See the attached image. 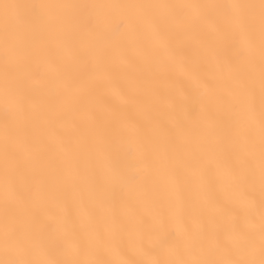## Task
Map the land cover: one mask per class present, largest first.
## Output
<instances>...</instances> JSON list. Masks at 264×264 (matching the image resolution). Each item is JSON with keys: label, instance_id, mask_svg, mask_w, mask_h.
<instances>
[{"label": "snow or ice", "instance_id": "snow-or-ice-1", "mask_svg": "<svg viewBox=\"0 0 264 264\" xmlns=\"http://www.w3.org/2000/svg\"><path fill=\"white\" fill-rule=\"evenodd\" d=\"M0 264H264V0H0Z\"/></svg>", "mask_w": 264, "mask_h": 264}]
</instances>
